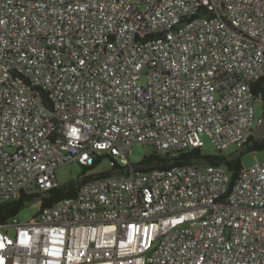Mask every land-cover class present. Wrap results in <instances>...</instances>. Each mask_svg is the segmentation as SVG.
<instances>
[{
  "label": "built area",
  "instance_id": "built-area-1",
  "mask_svg": "<svg viewBox=\"0 0 264 264\" xmlns=\"http://www.w3.org/2000/svg\"><path fill=\"white\" fill-rule=\"evenodd\" d=\"M263 75L264 0H0V214L41 205L0 216V264H264V161L233 180L224 163L129 158L203 135L245 150ZM103 156L115 171L42 205L58 167Z\"/></svg>",
  "mask_w": 264,
  "mask_h": 264
},
{
  "label": "trees",
  "instance_id": "trees-1",
  "mask_svg": "<svg viewBox=\"0 0 264 264\" xmlns=\"http://www.w3.org/2000/svg\"><path fill=\"white\" fill-rule=\"evenodd\" d=\"M257 93H261L264 98V75L256 83ZM264 149V138L261 137H251L246 151H260ZM199 160H204L210 163H224L228 168L233 171V180L237 178L239 173L244 168L242 162V154H212V155H203L200 149H192L187 152H182L176 156L162 155L156 152H153L149 155H146L145 158L140 162L144 170H148L152 167H174L185 165ZM113 161V160H112ZM114 167L110 171L113 172L116 169L115 163L113 161ZM96 166V165H95ZM95 166L85 167V172L93 170ZM99 175H103L99 173ZM96 174L85 175L83 174L78 182H71L64 184L59 188L51 189L46 192L44 195L43 206H51L59 199L73 196L77 193L79 185L86 182L89 179L95 178ZM37 200L36 195H25L21 196L19 199L14 201L6 202L1 207L0 216L8 219L17 215L28 203L35 202Z\"/></svg>",
  "mask_w": 264,
  "mask_h": 264
},
{
  "label": "rangeland",
  "instance_id": "rangeland-1",
  "mask_svg": "<svg viewBox=\"0 0 264 264\" xmlns=\"http://www.w3.org/2000/svg\"><path fill=\"white\" fill-rule=\"evenodd\" d=\"M256 117L264 118V103L257 102L256 105ZM256 135L257 137L264 138V123L262 125H258L256 123ZM204 145L201 147V153L203 155H212L215 154V146L211 142L210 138L203 135ZM152 152V147L148 145L137 144L133 146L132 153L129 155L131 162L140 163L146 155H149ZM224 153L227 155L232 154H242V162L245 169L251 168L256 162L257 159L259 161H264V149L260 151H246L239 149L235 144L228 146ZM114 164L112 159L109 156H103L98 164L88 172H85V167L81 165L79 162H73L67 165H63L57 168L56 174L58 177V181L60 184H68L71 182H78L83 174L89 173H100V172H109L113 169ZM41 205L38 202L28 203L17 215L12 217L15 222L27 223L32 221L33 217L38 214L40 211ZM13 234V230L10 231Z\"/></svg>",
  "mask_w": 264,
  "mask_h": 264
}]
</instances>
